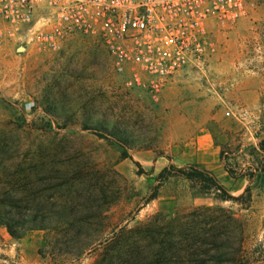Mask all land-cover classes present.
Here are the masks:
<instances>
[{
	"label": "rangeland",
	"instance_id": "rangeland-1",
	"mask_svg": "<svg viewBox=\"0 0 264 264\" xmlns=\"http://www.w3.org/2000/svg\"><path fill=\"white\" fill-rule=\"evenodd\" d=\"M17 2L0 0V135H15L24 145L20 160L32 179L52 181L55 171L72 167L91 171L115 202L107 233L116 226L190 223L194 210L220 208L245 224L244 263L264 264V182L230 177L220 159L225 148L229 165L245 170L251 164L245 147L264 137V0H254L249 15L217 33L212 56L183 70L156 101L123 86L96 37L68 35L55 49L40 44L35 36L52 32L55 9L39 2L31 21L19 22ZM101 127L124 133L130 145ZM202 130L209 135H198ZM171 165L211 172L234 197L253 183L250 207L202 193L181 178L159 181ZM58 197L55 190L40 194L50 203ZM51 237L37 230L13 239L0 228V264H94L99 258V246L79 259L61 256L49 246Z\"/></svg>",
	"mask_w": 264,
	"mask_h": 264
},
{
	"label": "trees",
	"instance_id": "trees-1",
	"mask_svg": "<svg viewBox=\"0 0 264 264\" xmlns=\"http://www.w3.org/2000/svg\"><path fill=\"white\" fill-rule=\"evenodd\" d=\"M89 129L85 125V130ZM101 129L121 144L130 145L124 133ZM97 136L107 139L105 135ZM23 147L15 135H0V228H5L13 239H22L29 231H47L52 235V250L75 259L95 252L99 246V258L94 264H245V224L226 211L199 208L192 212L195 217L190 223L171 220L160 226L150 222L118 231L116 226L107 233V213L115 202L99 190L94 174L72 167L55 171L52 181L32 179L30 167H24L20 160ZM239 149L241 145L235 151ZM245 150L251 157L245 170L231 167L227 156L232 153L221 150L226 172L232 178L264 182V137ZM127 157L125 151L122 158ZM169 178H181L202 193L215 194L242 209H248L252 202L253 183L242 195L234 197L211 172L197 166L164 168L158 179L164 182ZM50 190L59 194L53 203L40 198V194Z\"/></svg>",
	"mask_w": 264,
	"mask_h": 264
},
{
	"label": "built area",
	"instance_id": "built-area-1",
	"mask_svg": "<svg viewBox=\"0 0 264 264\" xmlns=\"http://www.w3.org/2000/svg\"><path fill=\"white\" fill-rule=\"evenodd\" d=\"M254 0H18L14 17L30 22L39 2L55 9L52 32L40 44L55 49L59 39L96 37L109 53L126 89L158 100L183 70L209 59L217 33L249 15Z\"/></svg>",
	"mask_w": 264,
	"mask_h": 264
},
{
	"label": "crops",
	"instance_id": "crops-1",
	"mask_svg": "<svg viewBox=\"0 0 264 264\" xmlns=\"http://www.w3.org/2000/svg\"><path fill=\"white\" fill-rule=\"evenodd\" d=\"M198 135H209V134L204 132V130H202Z\"/></svg>",
	"mask_w": 264,
	"mask_h": 264
}]
</instances>
